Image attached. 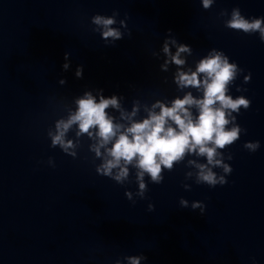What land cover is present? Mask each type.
<instances>
[{
	"label": "water",
	"instance_id": "95a60500",
	"mask_svg": "<svg viewBox=\"0 0 264 264\" xmlns=\"http://www.w3.org/2000/svg\"><path fill=\"white\" fill-rule=\"evenodd\" d=\"M237 7L245 18L264 17V0H214L207 10L201 0H0V264H127L124 257L133 255L147 257L141 264H253V258L264 264V42L259 33L224 26L229 16L220 12ZM114 10L127 29L108 45L93 31L91 18ZM169 29L193 50L182 54L186 67L215 48L243 69L229 94L251 101L247 110L233 113L247 131L223 150L233 156L225 160L232 168L226 184L186 179L187 171H196L185 167L194 158L187 157L165 170L160 184L146 175L148 191L141 199L135 196L136 169L130 166L129 180L118 184L97 174L101 161L88 147L93 141L82 137L73 158L51 147L47 132L75 110L85 91L123 96L127 112L139 101L134 119L157 99L171 101L188 90L198 95L178 90L175 65L160 69ZM80 65L83 77L77 78ZM107 111L119 119L118 112ZM75 130L67 134L74 142ZM248 141H259V149H245ZM181 198L188 208L180 206ZM193 201L205 205L203 214L191 208Z\"/></svg>",
	"mask_w": 264,
	"mask_h": 264
},
{
	"label": "clouds",
	"instance_id": "9594fccd",
	"mask_svg": "<svg viewBox=\"0 0 264 264\" xmlns=\"http://www.w3.org/2000/svg\"><path fill=\"white\" fill-rule=\"evenodd\" d=\"M205 10L210 9L214 0H201ZM119 12L114 10L111 16L96 14L91 18L101 38L108 45L124 38L121 29H127L126 20L117 21ZM220 16H229L224 21L228 29L242 31L245 34L259 33V39L264 42V17L245 18L241 10L233 8L229 14L226 10ZM119 24V27L115 25ZM131 35V33H128ZM175 48V52L172 51ZM192 48L188 44L178 43L169 29L162 44L163 63L160 64L162 72H168L170 65H175L173 82L178 90L195 89L198 95H193L191 90L184 91L183 96L168 101L157 99L151 107L144 106L146 115L134 119L140 110L139 101L133 103L131 112L122 108L117 95L105 97L102 89L85 91L81 97L75 99V110H69L67 117H61L54 123V129L49 128L47 135L51 140V147H59L65 154L76 158V149L80 147L81 138L86 136L93 143L89 144V151L101 162L96 165L97 174L109 177L118 184H125L129 180L130 166L136 169L135 182L138 191L135 196L145 198L148 186L145 176L153 184H160L164 180L163 172H171L174 165L179 164L187 157L185 167H192L196 171H187L185 178L195 176L196 184H206L209 187L224 185L226 176L231 174L232 168L225 160L233 158L231 153L225 155L223 150L240 139L246 129L236 122L241 108L247 110L251 101L244 96L233 98L229 94V86L243 71L235 62H230L229 57L220 50L211 49L206 56L195 62V67H186V57L192 55ZM152 55L159 59L161 54L153 52ZM70 54L65 53L63 69L70 67ZM77 78L83 77V66H77ZM251 74L244 77L248 83ZM167 83V78L164 80ZM66 83L65 79L59 80L60 85ZM237 91H246L237 87ZM98 97V99H97ZM119 113L110 114L108 109ZM75 142L68 139L67 134L73 126ZM250 152H255L260 147L259 141H248L243 145ZM103 150V151H102ZM203 159L205 162H201ZM48 164L55 167L52 158ZM222 169L223 174H218L214 169ZM185 190H190L189 184H184ZM125 196L133 201V193L126 191ZM179 204L183 208L189 207V202L181 198ZM193 210L199 208L200 213L205 211V205L200 201H193ZM148 210L153 211L154 205L149 204ZM144 255L126 256L127 264H141L146 260ZM115 264H121L117 260ZM253 264L255 259L253 258Z\"/></svg>",
	"mask_w": 264,
	"mask_h": 264
}]
</instances>
